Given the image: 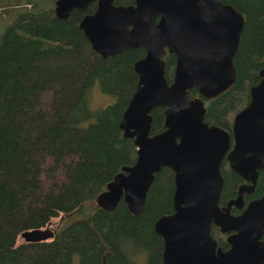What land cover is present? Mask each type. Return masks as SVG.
I'll return each instance as SVG.
<instances>
[{"label": "trees", "instance_id": "1", "mask_svg": "<svg viewBox=\"0 0 264 264\" xmlns=\"http://www.w3.org/2000/svg\"><path fill=\"white\" fill-rule=\"evenodd\" d=\"M222 1L246 21L233 57L236 80L205 99L204 118L230 129L264 65V0ZM54 2L0 1V15L6 12L0 28V264H133L142 254L156 264L162 240L153 222L172 211L173 171L162 166L154 173L139 215L122 198L113 210L96 201L114 174L136 159V146L119 121L137 81L133 63L145 50L101 56L79 27L96 1L65 19L55 15ZM164 60L170 81L175 56L166 52ZM96 81L114 99L93 110L89 93ZM189 95L198 94L191 88ZM163 109H152L151 133L164 128ZM224 166L221 204L236 195L239 182ZM263 188L261 170L254 195ZM58 215L51 238L18 243L23 229L44 227Z\"/></svg>", "mask_w": 264, "mask_h": 264}, {"label": "water", "instance_id": "2", "mask_svg": "<svg viewBox=\"0 0 264 264\" xmlns=\"http://www.w3.org/2000/svg\"><path fill=\"white\" fill-rule=\"evenodd\" d=\"M91 1L55 0V15L65 19ZM96 1L94 11L79 21L92 48L103 57L131 47L145 50L133 64L137 81L119 121L123 135L136 146V159L114 174L97 203L113 210L123 198L139 215L154 173L167 166L174 175L173 207L153 224L163 237L162 264H262L264 191L239 214L230 209L243 206L242 192L253 188L264 169V65L259 80L249 87L248 102L233 116L231 132L205 121L202 98L188 93L194 87L212 98L234 84L233 57L244 14L221 0H135L131 5ZM166 52L175 56L171 81L165 74ZM156 106L164 108V128L151 133ZM224 157L249 184H240L238 194L220 206ZM211 223L231 231L226 237L229 249L216 246ZM53 234L50 222L20 232L26 242Z\"/></svg>", "mask_w": 264, "mask_h": 264}, {"label": "flooded vegetation", "instance_id": "3", "mask_svg": "<svg viewBox=\"0 0 264 264\" xmlns=\"http://www.w3.org/2000/svg\"><path fill=\"white\" fill-rule=\"evenodd\" d=\"M92 1H94V0H92ZM91 1V2H92ZM96 1V0H95ZM222 1V0H221ZM134 2H135V0H133V2L132 3H116L115 2V0H114V3L115 4H122V5H131V4H134ZM229 3V2H228ZM96 4H97V1H96ZM95 8H96V6H95ZM76 9V8H75ZM79 10H83V9H79ZM94 11V10H93ZM92 11V12H93ZM88 13H91V12H88ZM86 14V13H85ZM84 15V14H83ZM82 15V16H83ZM82 18V17H81ZM81 18H80V20H81ZM79 20V21H80ZM80 27V26H79ZM131 48H134V47H131ZM123 50H126V49H123ZM122 51V50H121ZM120 51V52H121ZM119 53V52H118ZM145 53V52H144ZM169 53V52H168ZM166 54V53H165ZM111 56V55H110ZM107 57V56H106ZM141 58V57H140ZM139 59V58H138ZM137 60V59H136ZM135 60V61H136ZM134 61V62H135ZM134 64V63H133ZM174 66H175V64H174ZM173 70H174V67H173ZM173 70H172V75H171V79H172V76H173ZM136 73V72H135ZM137 75V74H136ZM260 76V75H259ZM171 81V80H170ZM192 88H194V87H192ZM188 93H189V90H188ZM197 94H198V92H197ZM190 96V95H189ZM196 96H199L200 98H202V100H203V103H204V107H205V99H212V98H214V97H212V98H206V97H203L202 95H200V94H198V95H196ZM190 97H195V96H190ZM216 97V96H215ZM243 107V106H242ZM241 107V108H242ZM240 108V109H241ZM239 109V110H240ZM164 110V109H163ZM238 111V110H237ZM236 111V112H237ZM236 112H234L233 113V115H232V117H231V126H230V129H228V128H226L227 130H229L230 132H231V128H232V120H233V116H234V114L236 113ZM204 117H205V115H204ZM204 120H205V118H204ZM206 121V120H205ZM209 124H215V123H209ZM218 125V124H217ZM220 126V125H219ZM223 127V126H222ZM225 128V127H224ZM231 147V146H230ZM222 162H225V168H228V169H230L232 172H234V173H236L235 171H233L230 167H229V165H228V162H227V160H226V158L224 157L223 159H222V161H221V165H220V170H221V166H222ZM134 163V162H133ZM130 165V164H129ZM121 170V169H120ZM261 170H264V169H260L259 170V172H258V176H257V180H256V183L254 184V186H253V188L252 189H248V190H245V191H243L242 192V198H243V206L241 207V208H237V207H235V206H232L231 207V209H230V211H231V213H233V214H239L242 210H243V208L247 205V203L250 201V200H252V199H255V198H257V197H259L262 193H263V191H264V188H263V190H262V192L259 194V195H254L255 194V191H256V187H257V183H258V180H259V173H260V171ZM221 174H222V171H221ZM237 175H238V177H239V182H238V184H237V186H236V191H237V193H236V195L238 194V189H239V186H240V184H242V183H248L249 184V182L247 181V180H245L244 178H242L238 173H236ZM222 177H223V175H222ZM174 179V178H173ZM222 186H223V184H222ZM175 187V186H174ZM222 189V188H221ZM221 193V192H220ZM235 195V196H236ZM235 196H233V197H235ZM233 197H230V198H228L224 203H220L219 202V205L220 206H222V205H225L226 204V202L229 200V199H231V198H233ZM123 199V198H122ZM219 199H220V197H219ZM124 201V200H123ZM172 205H173V197H172ZM173 207V206H172ZM130 211V210H129ZM142 212V211H141ZM140 212V213H141ZM153 224H154V222H153ZM153 230H154V232L156 233V235H158L159 236V238L162 240L161 241V252H160V259H159V261H157V263L156 264H162V252H163V247H164V243H163V237L160 235V234H158L156 231H155V229H154V225H153ZM231 232V231H230ZM230 232H223V231H221L220 230V227L219 226H217V225H215L214 223H211V225H210V234H211V236L213 237V238H215L216 239V246L217 247H220L222 250H227V249H229V247H230V245H229V243L227 242V240H226V237L228 236V234L230 233ZM232 232H236V230L235 231H232ZM260 240H262V241H264V232H263V234H262V236L260 237ZM41 241H43V240H41ZM117 261V260H116ZM118 262L119 263H116V262H114V263H116V264H120L122 261H119L118 260ZM148 262H149V256H148V254H142V255H140V256H138L136 259H134V262H133V264H148ZM262 264H264V262L262 263Z\"/></svg>", "mask_w": 264, "mask_h": 264}, {"label": "rangeland", "instance_id": "4", "mask_svg": "<svg viewBox=\"0 0 264 264\" xmlns=\"http://www.w3.org/2000/svg\"><path fill=\"white\" fill-rule=\"evenodd\" d=\"M2 1H4V0H2ZM21 1H23V0H21ZM38 2L40 4V6H44V5H47L48 3H50L51 0H38ZM23 5L24 6H27V7H31L32 4L30 2H25ZM0 10H1V7H0ZM1 14H3V16L0 15V28H1V25H3L5 23L4 16H6V12L5 11H2ZM93 85L94 86L92 87V89H91V91L89 93L90 94L89 106H90L91 109H93V110H95V109H101L104 106H106L108 103H110V102L113 101L114 96H112V95H110L108 93L103 92L100 89L99 84H98L97 81L94 82ZM59 219L61 221V217L59 215L56 216V217H54V218H52L50 227L53 228V229H55V227L59 223ZM17 241H18V243H20V242H22L24 240H23V238L20 235H18Z\"/></svg>", "mask_w": 264, "mask_h": 264}]
</instances>
